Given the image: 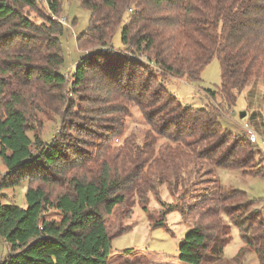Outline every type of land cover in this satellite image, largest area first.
I'll use <instances>...</instances> for the list:
<instances>
[{
	"label": "trees",
	"instance_id": "obj_1",
	"mask_svg": "<svg viewBox=\"0 0 264 264\" xmlns=\"http://www.w3.org/2000/svg\"><path fill=\"white\" fill-rule=\"evenodd\" d=\"M77 1L90 13L76 35L77 49L102 50L82 58L68 77L60 72L62 0H0V158L6 168L0 189L28 181L25 208L0 203V239L8 248L0 264H109L106 219L116 206L129 218L138 204L152 227H165L170 212L184 215V195L207 165L264 176L256 144L220 124V103L182 105L161 81L197 82L216 57L221 84L205 92L231 108L241 90L264 79V0ZM119 28L124 53L105 51ZM83 102L87 120L67 134L50 142L28 134L31 114L84 111ZM130 106L147 129L141 142L126 136L115 144ZM162 186L178 204L160 201ZM149 194L161 205L157 219L149 213ZM217 201L215 209L197 213L178 260L241 264L252 249L264 264L261 211L250 208L254 202L243 191L224 186ZM223 217L245 244L231 258L224 255L231 234Z\"/></svg>",
	"mask_w": 264,
	"mask_h": 264
},
{
	"label": "rangeland",
	"instance_id": "obj_2",
	"mask_svg": "<svg viewBox=\"0 0 264 264\" xmlns=\"http://www.w3.org/2000/svg\"><path fill=\"white\" fill-rule=\"evenodd\" d=\"M38 8L43 10L42 4ZM61 9V18H65L66 23H64L63 33L60 36L64 59L60 72L69 77L75 65L82 58H86L95 50H102V48L77 49L76 35L87 28L90 13L77 0H62ZM30 14L35 21H40L37 13L31 12ZM74 20L75 24H72ZM125 22L126 20L122 22L121 27ZM120 31L119 28L115 32L111 45L105 46V51L113 54L124 53ZM156 75L159 77V74L156 73ZM161 81L182 105L203 108L209 103L215 105L220 103L222 117L219 122L223 128L233 134L243 136L245 122L249 123L260 136L264 134V79H255L249 86L241 90L231 108L224 107L219 95L211 97L205 92V89H217L221 84V69L216 57L202 69L200 80L197 82H189L185 78L178 77H166ZM82 106L84 111H80L78 108H69L66 113L63 107L65 114L60 112L55 114L47 110L35 113L36 118L31 114L33 128L28 134L32 136L37 133L45 142H50L60 133L67 134L68 128L73 125L79 126L83 123V119L87 120V114H89L87 104L83 102ZM241 112H245L243 118L239 116ZM146 129L141 113L136 107L130 106L129 115L124 121L123 136L115 139L114 143L122 142L126 136H134L138 142H141ZM256 146L261 151L258 164L264 165V144L258 140ZM5 172V165L0 158V181ZM27 183L28 181L25 180L17 186L0 189V203L14 204L25 208L27 206L25 200ZM220 186L243 191L247 199L254 202L250 208L260 210L264 222V176L246 175L240 169L214 168L207 165L202 175L184 195V215L179 211L170 212L166 215L165 227H152L149 215L147 216V212L143 211L138 204L133 207L129 218L124 216L120 206L115 207L113 213L106 219V229L111 237L109 264H121L126 261H141L144 264H183L177 256L178 246L184 233L196 221L197 213L200 210L215 209L218 206L217 198ZM158 195L161 202L179 203L176 202L177 198L167 190L166 186L160 188ZM149 197V213L154 219H157L161 205L152 194H149ZM223 218L225 224L230 226L231 242L224 250L225 257L230 258L245 244L240 237L239 230L231 225L225 217ZM126 249L131 252H124ZM7 254V245L0 239V259ZM241 264H259L256 252L252 249L246 252Z\"/></svg>",
	"mask_w": 264,
	"mask_h": 264
},
{
	"label": "built area",
	"instance_id": "obj_3",
	"mask_svg": "<svg viewBox=\"0 0 264 264\" xmlns=\"http://www.w3.org/2000/svg\"><path fill=\"white\" fill-rule=\"evenodd\" d=\"M60 22H62L64 24V23H66V19L60 18ZM243 129H244V136L251 143L256 144L258 142V140H260L261 143L264 144V134L260 136L249 123L245 122Z\"/></svg>",
	"mask_w": 264,
	"mask_h": 264
},
{
	"label": "water",
	"instance_id": "obj_4",
	"mask_svg": "<svg viewBox=\"0 0 264 264\" xmlns=\"http://www.w3.org/2000/svg\"><path fill=\"white\" fill-rule=\"evenodd\" d=\"M239 116L240 118H243L245 116V112H241Z\"/></svg>",
	"mask_w": 264,
	"mask_h": 264
},
{
	"label": "crops",
	"instance_id": "obj_5",
	"mask_svg": "<svg viewBox=\"0 0 264 264\" xmlns=\"http://www.w3.org/2000/svg\"><path fill=\"white\" fill-rule=\"evenodd\" d=\"M177 258H178V256H177ZM227 258V257H226ZM231 258V257H230Z\"/></svg>",
	"mask_w": 264,
	"mask_h": 264
}]
</instances>
